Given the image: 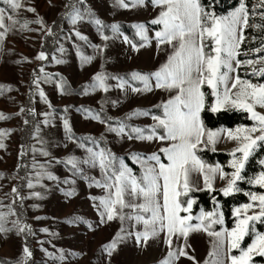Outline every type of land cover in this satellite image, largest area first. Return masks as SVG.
<instances>
[{
  "label": "rangeland",
  "instance_id": "374dc122",
  "mask_svg": "<svg viewBox=\"0 0 264 264\" xmlns=\"http://www.w3.org/2000/svg\"><path fill=\"white\" fill-rule=\"evenodd\" d=\"M21 2L25 6L17 10L16 19L20 23H23L24 20L32 22L25 28H21L19 23L16 24L0 39V85L3 86L0 89V113L5 114L6 117L0 119V129H11L10 132L3 135L4 147H0V213L4 214L0 223L9 229L7 232L0 233V264H17L18 261L21 264H160L168 252L163 232L149 236L147 241L141 238L139 244H137L134 235L125 236L118 242L116 249L112 250L110 255L104 252L101 246L111 241L113 236L121 230L122 222L119 216L112 220L105 217L104 222H100L101 218L97 213L99 200H93L90 197L105 195V190L102 187H97L93 182L95 179L103 183L102 170L98 166L82 163L87 155L86 148L96 149V147L91 145L80 147L81 142L67 138L70 133L64 127V122L67 121L70 132L101 137L107 144V151L117 158H122L126 165V158H128L139 167L140 172L141 165L134 162L131 154L142 153L144 157H147L148 154L156 152L163 146L162 142L156 139L149 141L137 140L134 135L131 139L128 135L117 136L116 133L107 131L105 123L101 120H95L83 111L84 109L91 110V107H94L104 110L113 118L124 115L126 124L141 128L154 123L153 115H162V107L154 106L162 105V102L167 100L170 95H174L175 92L166 87L156 88L155 79H150V87L144 88L140 81H132L130 77L133 71L140 73L155 71L166 62L167 57L173 51L167 43L161 44L159 47L156 43L154 33L159 31L161 26L153 24L151 21L158 15L160 7L158 5L154 7L151 0H143V4L133 3V0H124V3L130 5L129 7H122L119 0H83V3L74 0L82 12H84L85 6L87 7L88 18L73 25L63 15L67 11L65 5L69 4L70 0H21ZM250 3V9L247 8L249 24L244 30L245 39L241 42L238 50L237 58L240 60H255L256 55H264V51L258 53L250 51L252 48L259 49L261 43H264V29L251 27L253 23L261 22L259 13L264 9L257 7L255 9L257 15L254 18L251 15L253 5H259L260 0H250ZM3 7H5L4 4L0 5V8ZM27 7L34 8L35 12L27 11ZM37 16L46 27L35 23ZM57 18H61L60 28L56 33H52ZM95 18L103 22L105 27L102 31L109 37L107 41L103 40L98 33V26L91 22ZM5 23L7 24L6 18ZM113 23L118 24L120 33L123 35L111 32L108 26ZM120 23L126 24L134 32L136 39L140 41L135 51H133L131 43L125 42L123 37L126 35L121 29ZM141 23L144 24L147 40L136 34L134 25ZM47 26L51 27L50 33ZM76 32L87 39H81L76 35ZM51 33L53 39L47 37ZM48 40L53 43L52 51L49 54L44 52V58L40 59L38 53L43 51ZM129 41L132 42L130 39ZM206 44L210 45V38L206 39ZM92 45H100L103 51L101 52ZM207 50L206 48V52ZM85 56L92 57V59L84 61L83 57ZM233 66H235L234 62ZM252 67L259 70L264 67V64L257 62L253 66L241 65L233 75H239L242 79H248L252 83L264 82L260 76L252 74ZM34 68L37 69V78L39 79L36 78L37 84L32 87L34 91L32 108L35 117L33 131L38 128L39 132L36 137L31 134L27 142V150L23 152L21 138L26 120L25 103ZM97 72L110 74L127 72L128 79L124 78L133 87L142 90L132 92L131 88L126 86L122 91L116 86L117 81L109 78L106 83L111 86L107 90L97 88L86 91L85 87L91 85L92 77ZM47 74L52 75L47 76ZM59 75L64 76L74 88L83 85L82 91L65 93L63 87L58 89L57 83L61 82L56 76ZM41 91L44 92L43 98L40 96ZM150 108L155 109L154 113L149 112L148 115L137 113L126 117L127 113L134 110ZM225 108L236 109L230 106ZM21 109L24 111L21 112ZM256 110L264 112V109L259 105L256 106ZM239 111L246 113L250 120L249 124L211 129L218 132L214 144L200 147L227 153L228 159L224 164L208 163L219 164L225 173L233 171L228 161L233 156L231 150L238 145L235 139H228L223 130H235L238 125L250 127L253 124L246 110L239 109ZM42 113L48 114L47 123H44L45 116L41 115ZM259 146L248 158L245 167ZM100 149L102 148L99 146V149L96 150ZM43 152H47L48 155H44ZM21 153L25 154L26 166L24 185L21 195L18 197L21 199L25 211L24 222L20 221L16 214L13 203L16 191H12L13 188L16 189L19 186L20 182L17 168L20 166ZM158 154L162 156V153ZM69 156L78 158L80 161L78 167L81 168V173L77 174L70 165H67L66 158ZM261 158H264V155L257 159V163ZM149 163L154 162L150 161ZM41 166H44V169L50 172L55 179L44 176L37 183L35 173L41 170ZM245 167L242 170V175ZM261 167L264 168V166ZM258 172L243 176L254 177ZM30 180L32 181L31 185L29 184ZM190 180L193 189L217 190L221 194L223 192L220 189L226 184V180L221 179L218 173L212 180L211 190L204 186L203 178L198 172H192ZM237 186L240 191L231 192L229 195L243 193L247 201L235 205L233 208L249 202V195L246 193L264 192V188L259 185H250L246 180L237 181ZM69 191H71V195L66 194ZM33 192L39 193V195H31ZM181 193L183 194V191ZM137 203H139L138 200ZM254 210L258 209H249L248 214ZM123 212L126 218L123 221L122 236L124 233L134 231L132 226L134 222L127 216L136 214L129 208H124ZM218 212L221 213L219 209ZM199 213L201 211L195 214L191 211L188 213L193 217L191 223H197L195 217ZM241 213L243 214L242 209ZM140 214L147 215L146 213ZM181 215H185V213L182 212ZM17 220L27 224L30 231L25 230L20 233L13 225V221ZM234 222L235 217L233 225ZM257 224H260L263 229H258ZM221 227L226 228L224 221L222 225L212 224L208 231H218ZM255 227L258 232L264 231V223L260 221L255 222ZM41 229H46V231H41ZM143 229V223H135V231ZM246 237L250 238L248 243L251 242L252 236L248 234L241 244ZM172 240L173 247H176L177 243L186 244L185 250L188 256L194 257L199 264H205L206 259H209L208 253L213 244V237L203 229L192 230L186 238L181 236L179 240L173 235ZM247 244L243 247H246ZM24 247H28L31 253L26 261L22 260ZM46 253L52 255H46ZM233 254H238L237 250L234 249ZM253 262L254 264H264V257L254 256ZM176 264H194V261L185 256L180 257Z\"/></svg>",
  "mask_w": 264,
  "mask_h": 264
},
{
  "label": "snow or ice",
  "instance_id": "6c2138e0",
  "mask_svg": "<svg viewBox=\"0 0 264 264\" xmlns=\"http://www.w3.org/2000/svg\"><path fill=\"white\" fill-rule=\"evenodd\" d=\"M2 2L5 7L0 8V29H3L0 31V39L16 24L19 23L21 28H25L32 22L24 20L23 23H20L16 19L17 10L25 6L21 0H2ZM79 2L83 3V0H79ZM119 3L122 7L130 6L124 3V0H119ZM133 3L143 4V0H133ZM151 3L154 7L158 5L161 9L151 21V23L161 26L160 30L154 33L157 46L167 43L173 51L167 57L166 62L155 71L150 73L133 71L130 77L132 81H140L144 88L150 87V79H155L156 88L166 87L175 92L174 95H170L167 100H164L162 105L154 106L162 107V115H153L154 123L141 128L128 125L119 118L114 124H109L107 120H102L96 112L89 109L83 110L93 119L105 123L106 130L116 133L117 136L128 135L131 139L134 135L137 140L156 139L163 144L156 152L148 154L147 157H144L142 153L131 154L134 162L141 165L140 176L134 174L133 169L128 167L122 158H117L104 149L96 150L99 149L98 141L96 149L86 148L87 155L82 163L98 166L102 170L103 183L95 179L93 182L97 187H102L105 190V195L90 197L93 200H99L97 213L101 218L100 222L103 223L105 217L112 220L116 216H119L122 222L121 230L113 236L111 241L101 247L105 253L110 255L111 251L116 249L118 242L125 236L134 235L137 244H139L141 238L147 241L149 236L163 232L168 252L160 264H176L180 257L185 256L193 260L194 264H199L194 257L188 256L185 250L186 244L177 243L176 247H173L172 237L174 235L179 240L181 236L186 238L192 230L203 229L213 237V244L208 253L209 259H206L205 264H254V256L264 257V231L258 232L255 227L256 221L264 223V192L246 193L249 195V202L232 210L235 217L233 227H221L218 231H208L212 224H223V215L218 212L220 207L218 203L215 204L213 211H201L195 217L197 223H191L193 217L188 213L192 208L193 199L190 196L187 197L186 204L179 199L181 191L186 194L191 189L190 175L192 172H198L203 178L204 186L210 190L212 189V180L218 173L221 179L226 180V184L220 189L225 196L231 192L240 191L237 181L246 180L250 185H259L264 188V169L256 173L254 177L246 178L241 174L248 158L259 144H264V112L256 110L257 105L264 109V82L252 83L248 79H242L239 75H233L241 65L253 66L257 62L264 64V55H256L255 60L237 58L241 42L245 39L244 30L249 24V12L245 0H239L235 8L220 16L204 10L198 0H151ZM257 7L264 9V0H260L259 5H253L251 15L254 18L257 15L255 11ZM65 8L67 11L63 15L70 24L75 25L78 21L88 18L87 7L85 6L84 12H82L74 0H70ZM27 11L35 12V9L27 7ZM259 16L261 22L253 23L251 25L253 29H264V10L259 13ZM91 22L98 26V33L103 40L107 41L109 37L102 31L105 27L103 22L98 18ZM35 23L46 27L39 16ZM108 27L113 34L123 35L120 33L118 24L113 23ZM134 27L138 36L145 40L148 39L144 24L134 25ZM47 30L50 33L51 27L47 26ZM76 35L81 39H87L79 32H76ZM123 38L126 43H131L133 51L137 49L136 43L130 42L127 36ZM207 38H210V45L205 42ZM92 47L103 51L100 45H92ZM250 51L251 53L264 51V43H261L259 49L252 48ZM44 56L43 51L38 53L40 59H43ZM91 59L92 57L89 56L83 57L84 61ZM233 62L235 66H233ZM252 74L264 79V67L259 70L252 67ZM51 75L47 74V76ZM109 78L117 81L116 86L122 91L126 86L130 87L132 92L142 90L133 87L127 79L119 74L102 72L93 75L91 85L86 86L85 90L97 88L107 90L111 86L106 83ZM32 83L37 84V80H33ZM204 84H207L211 89V94L214 97L211 111L215 112L219 108L229 106L238 110L243 109L253 121L250 127L238 125L235 130H223L224 135L228 139H235L238 145L231 150L233 156L228 163L233 171L230 173H225L219 164L206 163L197 155L198 148L214 144L218 136V132L211 129L205 132L201 121L200 112L205 107V92L201 90V86ZM2 88L3 86L0 85V89ZM57 88H62L61 83H57ZM40 96L44 97L43 91L40 92ZM20 111L23 112L24 109ZM149 111L134 110L127 113L126 117L137 113L148 115ZM41 115L45 116L44 123H47L48 114L42 113ZM5 118V114L0 113V119ZM108 120H112V118L109 117ZM24 123L27 124L28 121L25 120ZM64 127L70 133L67 121L64 122ZM158 129H162V132ZM10 131L11 129H0V147H4L3 135ZM38 132V128L33 131V137H36ZM67 138L73 139L71 134ZM86 139L90 143L96 141L95 137H86ZM80 147L84 148L85 145L81 143ZM158 153H162V156ZM43 154L48 155L47 152H43ZM164 160L167 162H163ZM150 161L154 163H149ZM66 163L77 174L81 173V168L78 167V163H80L78 158L69 156L66 158ZM258 163L264 166V158H261ZM35 176L37 183L44 176L55 179L50 172L44 169V166H41V170L37 171ZM31 183L30 180L29 184L31 185ZM12 191L15 192L16 189L13 188ZM66 194L71 195V191ZM31 195L36 196L39 193L33 192ZM213 200L215 201V197ZM124 208L132 209L136 214L127 216L134 222L132 225L134 231L124 233L122 236L123 221L126 218L123 212ZM249 209L258 210L248 214ZM137 210L139 211L137 212ZM182 212L185 215H181ZM3 216L4 214L0 213V220L3 219ZM136 222L143 223L144 229L135 231ZM13 225L20 233L25 230L30 231L29 226L19 220L13 221ZM8 230L3 223H0V233ZM41 231H46V229H41ZM248 234L252 236L251 242L243 247L241 241ZM234 249L238 254H233ZM30 255L29 248L24 247L22 260L26 261ZM46 255L52 254L46 253ZM17 264H21V262L18 261Z\"/></svg>",
  "mask_w": 264,
  "mask_h": 264
},
{
  "label": "trees",
  "instance_id": "16d2710c",
  "mask_svg": "<svg viewBox=\"0 0 264 264\" xmlns=\"http://www.w3.org/2000/svg\"><path fill=\"white\" fill-rule=\"evenodd\" d=\"M202 8L206 11H209L212 14L215 15H221L227 13L230 9L235 8L239 0H198ZM246 6L248 9H250V0H245ZM0 5L3 6V3L0 2ZM60 19L57 18L55 21V24L52 29V33H56V31L60 28ZM121 29L125 33V35L132 40V42L139 44L140 41H138L134 35V32L124 23H120ZM49 34L47 37H50L53 39V34ZM55 37V36H54ZM206 42V41H205ZM53 43L48 40L46 44L44 45L43 52L46 54H49L52 51V45ZM50 48V49H49ZM206 51V49H205ZM119 74L125 78H127V72H120L116 73ZM38 76L37 69L34 68L32 71V76L30 80V86H29V92L26 97V103H25V119L28 121L27 124H24L21 143H22V150L23 152L27 150V142L30 139L31 134L33 133V125L35 123V117H34V110L32 108L33 103V94L34 91L32 90L33 87V80H36ZM56 78L61 82L63 90L65 93H78L82 91L83 85H80L76 88L72 87L66 78L62 75L56 76ZM128 79V78H127ZM201 90L205 92V107L201 109L200 117L202 124L206 130L209 129H215L218 127H233L237 124H249L250 120L247 117L246 113L241 112L236 109L231 108H223L218 109L215 112L211 111V104L213 101V96L211 94L210 89L206 84L201 86ZM59 109V108H57ZM31 110V111H29ZM91 110H94L97 114H99L102 118V120H107L109 123H115L116 119L119 118L121 120H124V115L122 116H110L107 112H105L102 109L91 107ZM149 112L154 113L155 109H148ZM66 115V114H65ZM112 118V120H108V118ZM158 131L162 132V129H158ZM73 139L75 141L81 142L86 146H94L96 147V142L98 141L99 146L107 150V144L104 139L98 136L90 135V134H75L73 132H70ZM86 137H95L96 141L89 142ZM197 155L206 163H215L218 162L220 164H224L227 159L228 155L225 152L222 151H214L206 148H198ZM264 155V144H261L255 154L249 159L247 162V165L245 167V170L243 171V175H247L249 173H255L258 171H261L262 168L258 163L257 159ZM25 154L21 153L20 157V166L18 169V176L19 179V186L16 188V193L14 194V208L16 211V214L20 221L24 222L25 219V211L22 204L21 199L18 197V195H21V189L24 185V175H25V166H26V160ZM126 158V157H125ZM127 165L133 169L134 174L137 176L141 175L140 169L137 165L133 164L128 158H126ZM191 197L193 199V205L191 208V213L195 214L198 211H212L215 208V204H219V210L223 215V221L224 226L226 228H230L233 225L234 216L232 215V208L235 205H238L240 203L246 202L247 198L243 193H234L231 195H223L217 190L209 191L207 189H193L191 188L188 193H181V196L179 199L183 200L186 204L187 197ZM213 197H215V201L213 200ZM182 214V213H181ZM217 227V226H215ZM258 229L262 230L263 228L260 226V224H257ZM249 237H246V239L242 242V246L246 245L249 241Z\"/></svg>",
  "mask_w": 264,
  "mask_h": 264
}]
</instances>
